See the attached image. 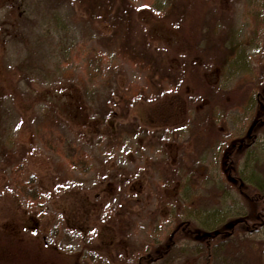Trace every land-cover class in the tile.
<instances>
[{
    "label": "rangeland",
    "instance_id": "rangeland-1",
    "mask_svg": "<svg viewBox=\"0 0 264 264\" xmlns=\"http://www.w3.org/2000/svg\"><path fill=\"white\" fill-rule=\"evenodd\" d=\"M61 3L0 0V264H135L176 213L214 228L245 211L222 165L259 111L264 0H210L231 32L223 64L198 61L199 75L186 52L205 4ZM204 81L233 99L215 108L220 139L196 163L178 155ZM251 240L264 264V227Z\"/></svg>",
    "mask_w": 264,
    "mask_h": 264
},
{
    "label": "trees",
    "instance_id": "trees-1",
    "mask_svg": "<svg viewBox=\"0 0 264 264\" xmlns=\"http://www.w3.org/2000/svg\"><path fill=\"white\" fill-rule=\"evenodd\" d=\"M57 1L63 2L61 4L68 1L73 4L76 0ZM197 1L205 4L206 10L203 12L200 25L192 26L190 29L189 42L192 47L186 54L194 58L192 70L199 75L198 61L206 71L223 64L231 31L226 28V24L219 28L220 18L210 13V0ZM188 6L190 9L187 11L182 9L184 10L182 17L189 16V12L193 10L192 4ZM126 7L129 6L124 5L125 10L129 12ZM112 13L110 11L108 14L111 18ZM57 14L53 13L52 20L58 21L56 23L58 28L64 30L67 35L68 27ZM166 42L168 44L169 39ZM181 61L185 64L186 58L182 56ZM176 68L173 65L170 69L175 70L173 74L178 79ZM258 89L256 99L259 111L255 114L248 131L228 144L222 165L225 177L235 184L236 190L244 200L246 210L231 217L226 224L221 223L214 228L197 223L183 212L176 213L174 227L168 236L140 254L135 264H259L258 251L253 249L251 236L259 233L264 227V82L258 85ZM199 99H202V102ZM232 99L233 95L220 88L217 83L206 81L203 91L191 95L190 105L193 111L190 109L186 119L188 137L184 143H190L191 149H185L184 154L179 153L178 158L188 157L190 161L196 163L200 161L204 152L220 137L221 128L214 123L215 108L224 106ZM203 102L205 103L202 104ZM167 166L165 162L160 164L163 171H170L171 167ZM21 190L29 192L33 197L38 195L36 187L28 189L23 186ZM263 244L264 242H261V245ZM47 247L56 249V244L48 242Z\"/></svg>",
    "mask_w": 264,
    "mask_h": 264
}]
</instances>
